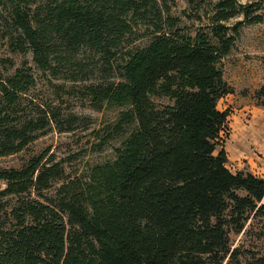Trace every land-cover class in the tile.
Listing matches in <instances>:
<instances>
[{"label":"trees","instance_id":"16d2710c","mask_svg":"<svg viewBox=\"0 0 264 264\" xmlns=\"http://www.w3.org/2000/svg\"><path fill=\"white\" fill-rule=\"evenodd\" d=\"M0 8L13 52L54 76L73 65L70 81L97 71L102 82L85 89L93 107L125 109L107 136L124 139L115 160L87 178H67L43 155L0 169V264H264V177L229 169L230 114L218 109L233 93L221 63L245 24L263 20L264 0H220L194 37L179 34L158 0H0ZM140 25L152 28L150 40L130 48ZM84 54L99 70L78 61ZM35 85L27 66L0 70V158L50 125L47 114L21 115Z\"/></svg>","mask_w":264,"mask_h":264},{"label":"rangeland","instance_id":"374dc122","mask_svg":"<svg viewBox=\"0 0 264 264\" xmlns=\"http://www.w3.org/2000/svg\"><path fill=\"white\" fill-rule=\"evenodd\" d=\"M219 1L211 0L203 5L191 6L185 0H158L162 10H165V6L168 9L164 16L178 21L179 34L191 37L198 31L207 32V14L212 13ZM237 1L248 6L260 0ZM2 11L0 8V16ZM243 20V16H240L227 25L232 26ZM7 30L0 17V70L12 74L23 66L32 69L36 85L26 96L27 100L23 102L25 111L21 115L36 117L47 114L50 125L21 153L0 158V169L20 168L29 159L43 155L45 160L53 158L56 163H60L67 178L74 179L87 178L94 166L114 161L116 150L121 148L124 139L117 137L107 141V136L125 109L106 106L96 109L85 96L87 87L102 82V75L96 71V76L90 81H70L66 79V73L76 70L73 65L65 66L64 71H61L65 73L56 76L41 72L33 63L30 53L20 54L11 50L8 37L5 36ZM151 32L152 28L144 25L134 28L131 39L137 37L139 40L130 48L148 44ZM90 60L89 54L78 58L79 62L90 64L89 69L99 70L100 66ZM221 68L224 80L233 89L232 94L218 103L220 111L230 114L228 148L231 152L240 149L245 156L255 157L259 145L264 146V15L260 23L245 24L230 55L223 59ZM110 82H118V79L110 77L107 83ZM153 102L156 105L172 104L166 98H153ZM53 116L57 117L56 122ZM62 183H55L49 194L52 195ZM5 187L0 182V190ZM231 240L232 247H235L240 237L231 235Z\"/></svg>","mask_w":264,"mask_h":264},{"label":"crops","instance_id":"0c3cea01","mask_svg":"<svg viewBox=\"0 0 264 264\" xmlns=\"http://www.w3.org/2000/svg\"><path fill=\"white\" fill-rule=\"evenodd\" d=\"M228 142L226 143L225 149L229 160L228 167L233 173L246 170L255 176L264 177V146L259 145L258 149L256 150L257 152L254 155L255 157H247L240 151V149L238 152L234 150L231 152L228 148ZM230 153L232 157H230ZM257 155H260L261 158H257ZM233 161L234 166L233 169H231ZM262 203L264 204V198Z\"/></svg>","mask_w":264,"mask_h":264}]
</instances>
